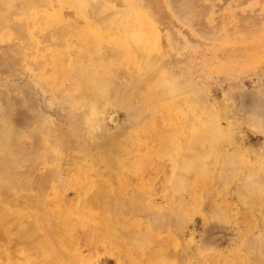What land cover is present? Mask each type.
<instances>
[{"label": "rangeland", "instance_id": "obj_1", "mask_svg": "<svg viewBox=\"0 0 264 264\" xmlns=\"http://www.w3.org/2000/svg\"><path fill=\"white\" fill-rule=\"evenodd\" d=\"M18 1L0 0V116L14 125H8L13 128L12 136L27 124L30 128L35 126L40 113L45 120L42 135H49L54 146L42 142L36 153L32 152L20 165L19 170L29 169L34 175L20 193L12 194L13 204L38 201L56 219L76 196L74 175L85 164L80 161L82 152L99 148L88 141V134L75 136L69 118L70 108L74 107L69 96L79 93L80 75L86 71L80 68L83 55L80 56L77 44L89 42L93 35L87 31L88 25L81 24L80 28L88 34L72 41L69 70L52 89L51 75L60 59H54L47 47L57 46L54 39L57 32L66 29L77 15L72 3L62 0ZM108 1L132 17L136 37L164 66L166 79H177L179 87L191 98L195 95L201 98L202 107H206L215 124L201 125L193 141L182 143L180 154L184 156L177 164L157 162L152 166L142 161L137 167L136 160L148 149L141 142L129 152L124 147H115L108 156L99 154L96 160L89 156L85 162L96 166L102 174L90 183L97 187L93 201L101 215L111 213L119 220L115 225L121 234L116 239L103 238L99 227L89 220L79 224V215L71 214L67 240L72 254L80 246L85 264H162L154 255L157 247L162 249L164 245L170 247V252L163 256L171 261L167 264H230L245 255H264L258 249L261 241L256 238L264 234V227L258 225L247 230V237L241 236L248 226L244 217L254 219L258 214L263 215L261 209H238L240 202L233 196L217 206V210L211 209L216 191L224 181L220 168L211 167L216 131L222 132L218 138L223 142L218 154L221 160L226 156L243 159L246 153L264 156V0H136L144 7L143 19L150 16L153 24L142 22L140 13L131 7L134 0ZM129 41L127 35L107 36L106 43L114 48L116 60L107 74L109 92L119 91L122 82L128 83L127 69L133 63L127 57L133 50ZM19 46L26 52L24 58L16 51ZM116 67L122 72L118 77L120 83L114 81ZM136 84L140 86L139 82ZM77 103L82 105L80 100ZM122 106L108 107L104 112L103 131H97L98 136L104 137L96 139L103 149L112 146L114 140L118 144L129 140L135 130L133 125L142 124L149 113L141 102ZM115 114L119 115L116 126L109 119ZM126 127L132 129L127 131ZM38 139L32 135L26 138L29 143ZM47 153L49 158L43 157ZM196 156H206L205 165L212 172L206 178L210 191L203 193L200 206V200H196L191 190L184 192L183 200L171 195L172 190H181L185 184L192 183V159ZM117 159L122 166L113 169L111 161ZM35 162H41L40 170H32ZM254 167L255 171L264 169V162L254 161ZM244 174L245 171L238 174L232 192L242 191ZM123 182L128 184L127 188L122 187ZM223 206L232 207L233 211L225 212ZM49 232H45L47 238ZM241 239L244 243L238 247ZM14 240L23 246L24 239ZM27 251L33 254L34 249ZM57 256L58 264H65L64 255ZM3 258L0 255V261Z\"/></svg>", "mask_w": 264, "mask_h": 264}, {"label": "bare ground", "instance_id": "obj_2", "mask_svg": "<svg viewBox=\"0 0 264 264\" xmlns=\"http://www.w3.org/2000/svg\"><path fill=\"white\" fill-rule=\"evenodd\" d=\"M42 1L56 2L60 0ZM62 1L70 5L72 3L73 6L71 5V7L75 10L77 16L69 21L68 27H65L66 29L57 32L54 39L61 45L47 47L48 53L52 54L54 59H60L54 64V72L51 75L53 86L51 85V87L53 89L58 80L63 77V73L69 70L67 63L70 62L68 54L72 50V41L77 38H85L88 34L87 31H89L93 35L92 39L89 42L77 44L81 50L80 56L83 55L79 61L80 68L86 69V71H82L80 75L79 93L69 96V101L74 105L73 108H70L69 118L72 121V130L75 136L88 134L90 137L88 141L92 142V146L99 148L90 150V152H82L83 156L80 161L85 164H82L74 175V187L77 189L76 196L65 207L64 213L58 214L54 219L38 201H33L30 204L29 201L24 204H13L12 196V194L20 193L28 186L29 182L27 183V181L32 180L34 175L29 169L19 170L20 165L31 157L32 152L35 151L36 153L42 142H48L52 147L54 146V141L49 135L47 137L42 135L45 120L38 113L35 126L30 128V125L27 124L22 131L15 132L14 135L10 136L13 129L10 126L14 125L10 121H4L3 117L0 116V255L4 257L0 264H18L22 261L21 264H37L39 262L58 264L57 255H64L65 264H85L86 260L80 256L82 255L79 250L80 246H76L77 251L74 254H72L73 250L69 247L70 243L67 240V236H70L67 225V222H70L69 215L78 214L80 217L79 224L86 222L85 220L92 222L94 226L99 227L103 238L116 239L117 235L121 234V229L115 225L119 220H116V217L111 213L101 215L95 201H93L97 187L91 186L90 183L92 180L99 179L98 177L102 174L96 166L85 162L88 157L90 156V159L96 160L99 154L108 156V153H114L115 147H124L123 150L129 152L138 142H141L148 149L145 150V154L140 155L136 160L137 167L142 161H147L152 166L157 162L177 164L184 156L180 154L182 143L193 141L196 137L195 132L201 125L215 124V119L209 117L206 107H202L201 98L196 95L191 98L183 88L179 87L177 79H166L164 66L152 56L147 45L136 37V31L133 29V24H131L132 17L129 14L118 11L119 9L108 0ZM19 2L24 3L23 0L17 3ZM131 7L140 13L142 22L153 24L150 16L143 19L141 12L145 10L140 1L134 0ZM21 11L23 10L19 12ZM83 23L89 26L87 31L80 28ZM70 27L72 28L70 29ZM112 33L120 36L127 35L130 38L128 45L133 47L131 56L127 55L128 59L133 61L127 69L129 70V76L126 78L128 83L122 82V88L117 92H109L107 88V86L109 87V76L107 74L112 71V67L116 63L113 58L115 50L106 43L107 36ZM16 51L20 52L22 58L26 56V52L22 47H17ZM115 70L114 81L119 82L118 77L122 72L118 67ZM136 82H139L140 86ZM77 100H80L82 105L78 104ZM131 102H141L147 107L149 113L142 124L135 125L136 127L133 125L135 130L131 131V138L124 143L118 144L114 140L112 146H108L106 149L101 148L96 139L104 137V135L98 136L97 131H103L105 110L108 107H123L122 105ZM109 119L112 124L118 125V114L112 115ZM139 125L144 128L142 129ZM131 129L132 127H126L125 130L129 131ZM216 133L215 139L217 140L214 146L212 144L214 162L211 167L220 168L219 172L220 175H224V181L221 182V186L216 191L211 209L217 210V206L224 201H228L231 196L240 202L239 207H236L238 209L244 211H256L257 207L261 209L263 215L258 214L254 219L250 216L244 217L248 222V226L243 229L241 236L247 237L248 229H256L258 225L264 227V169L260 168L259 171H255L257 168L254 167V161L256 163L264 162V156L254 157L246 153L243 159L226 156L221 160L218 154L221 152L223 142H220L218 138L219 136L222 137V132L218 130ZM30 135L33 138H39L38 141L29 143L26 138ZM25 147L26 151H24ZM164 147L166 148L163 149ZM95 152H98L97 155H95ZM49 154L47 153L43 157L49 158ZM187 157L185 158L187 159ZM205 157L196 156L192 159L194 161V165L191 167L192 183L185 184L181 190H172L171 195H176L175 197L183 200L184 192L191 190L192 195L199 202L204 195L203 193H209L206 178L212 172L210 166L207 168L205 165ZM252 160L254 161L252 162ZM111 164L113 169L119 165L122 166L118 159L112 160ZM39 166H41V162H35L32 170H40ZM244 171L246 182L244 181V184L241 185L242 191L238 192L235 189L232 192L235 182H237L236 177ZM55 175L56 171L53 172L54 177ZM127 186L126 182L122 183V187L127 188ZM201 203L200 200L198 205L200 206ZM222 210L231 213L233 208L226 209L223 206ZM155 225L157 224L154 222ZM70 226L73 227L74 224L71 223ZM184 228L182 231L185 233ZM46 230H50L49 233H51L48 238L45 234ZM261 235L256 236V238L261 241L258 249H262L264 252V234ZM14 238L24 239L23 246L16 243ZM11 240L13 244H10ZM243 243L242 239L238 241V247ZM168 248L170 247L167 245H164L162 249L160 246L157 247V253L154 257L162 264L171 263L167 257L163 258L166 252H170ZM31 249H34L33 254H29L27 251H31ZM53 251L55 254H53ZM13 255H21L23 258L19 259V257ZM72 255H74V258ZM252 256L245 255L241 259L231 261L230 264H264V255Z\"/></svg>", "mask_w": 264, "mask_h": 264}]
</instances>
